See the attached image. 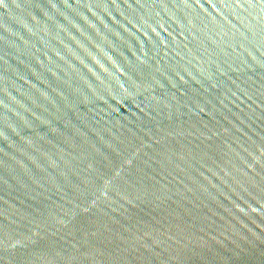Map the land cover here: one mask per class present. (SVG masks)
<instances>
[{"label":"water","instance_id":"obj_1","mask_svg":"<svg viewBox=\"0 0 264 264\" xmlns=\"http://www.w3.org/2000/svg\"><path fill=\"white\" fill-rule=\"evenodd\" d=\"M0 264H264V0H0Z\"/></svg>","mask_w":264,"mask_h":264}]
</instances>
